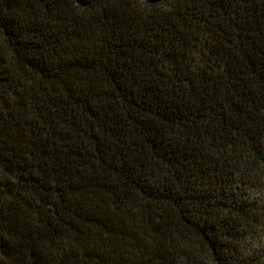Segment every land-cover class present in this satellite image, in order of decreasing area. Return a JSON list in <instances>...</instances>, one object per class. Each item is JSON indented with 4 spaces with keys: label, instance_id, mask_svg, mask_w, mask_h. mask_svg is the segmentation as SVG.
Returning a JSON list of instances; mask_svg holds the SVG:
<instances>
[{
    "label": "trees",
    "instance_id": "trees-1",
    "mask_svg": "<svg viewBox=\"0 0 264 264\" xmlns=\"http://www.w3.org/2000/svg\"><path fill=\"white\" fill-rule=\"evenodd\" d=\"M0 264H264V0H0Z\"/></svg>",
    "mask_w": 264,
    "mask_h": 264
}]
</instances>
